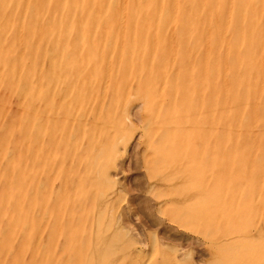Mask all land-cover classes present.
Segmentation results:
<instances>
[{"label":"rangeland","instance_id":"obj_1","mask_svg":"<svg viewBox=\"0 0 264 264\" xmlns=\"http://www.w3.org/2000/svg\"><path fill=\"white\" fill-rule=\"evenodd\" d=\"M60 2L0 5V264H264V0Z\"/></svg>","mask_w":264,"mask_h":264},{"label":"bare ground","instance_id":"obj_2","mask_svg":"<svg viewBox=\"0 0 264 264\" xmlns=\"http://www.w3.org/2000/svg\"><path fill=\"white\" fill-rule=\"evenodd\" d=\"M122 2H124V1H122ZM53 3H58V4H56V5H58V6H61L62 7V3L60 2V0H34V1H31V2H28L27 0H0V5H3V15L5 16L6 14H8L9 16H15V15H17V16H21V19H19L18 17H16L17 18V20L15 19V21L16 22H18V24H20V26H29L30 25V27L28 28L29 30H27V34H31L32 32H30L31 30H32V27L35 29V33L33 34V36H32V41L33 40H39V39H37V36H40L41 34L40 33H37L36 32V30H41L42 29V37L44 38L45 36V32L48 30V27H49V25H50V20L48 19L51 15H50V10H51V4H53ZM67 3H68V1H67ZM86 3V2H85ZM102 3V2H101ZM123 4V3H122ZM121 4V5H122ZM201 4V3H200ZM203 4V3H202ZM208 4V3H207ZM120 5V6H121ZM125 6V5H124ZM70 7H71V5H70ZM173 7V6H172ZM201 8V7H200ZM192 11H193V9H192ZM118 12V11H117ZM121 12V11H120ZM39 13L41 14V16H40V18H38V19H36L38 16H39ZM239 14H240V12H238ZM122 14V13H121ZM94 15H95V13L94 12H92V14H91V16H93L92 17V19H94ZM193 15V14H192ZM241 15H242V13H241ZM79 16V15H78ZM90 16V17H91ZM122 16V15H121ZM64 17H65V15H64ZM242 17V16H241ZM240 17V18H241ZM4 18V17H3ZM2 18V19H3ZM224 18V17H223ZM121 19V18H120ZM60 20H64V18L63 19H61V16H60ZM67 20V19H66ZM64 21V22H66V23H68V21ZM83 20V19H82ZM122 20H123V18H122ZM36 21H37V25H36ZM90 21V20H89ZM120 21V20H119ZM118 21V22H119ZM228 21V20H227ZM1 22V21H0ZM41 23H43V24H41ZM104 23V22H103ZM140 23V22H139ZM44 24H45V26H44ZM90 25H92L91 24V22L89 23ZM5 24H0V29H3V31H5V29H6V27L4 26ZM79 25V24H78ZM35 26H37V27H35ZM40 26V27H39ZM88 26V25H87ZM120 26V25H119ZM9 27V26H8ZM53 27H55V24L53 25ZM26 28V27H25ZM45 28H47V30L44 32V30L43 29H45ZM79 28V27H78ZM102 28H103V26H102ZM134 28V27H133ZM24 29V28H23ZM122 30H123V28H122ZM24 31V30H23ZM172 31V30H171ZM19 32V31H18ZM40 32V31H39ZM19 33H21V32H19ZM24 33V32H23ZM6 34V33H5ZM154 34V33H153ZM114 35V34H113ZM173 35V34H172ZM92 36V35H91ZM56 38V37H55ZM62 39V38H61ZM103 39V38H102ZM113 39V38H112ZM122 39V38H121ZM52 40V39H51ZM109 40H111V39H109ZM42 41H43V39H42ZM61 41V40H60ZM59 41V42H60ZM113 41V40H112ZM122 41V40H121ZM18 43V42H17ZM112 43V42H111ZM114 43V42H113ZM119 43H121V42H119ZM5 44V43H4ZM35 44V43H34ZM42 45V44H41ZM44 45V44H43ZM152 45H154V44H152ZM5 46V45H4ZM63 46H64V44H62V46H61V48L59 47V53H61V50L63 49ZM107 46V45H106ZM184 46V45H183ZM191 46V45H190ZM32 48H33V45L31 46ZM30 47V48H31ZM119 48V47H118ZM126 49V48H125ZM32 50H35V46H34V49H32ZM31 50V51H32ZM112 50V49H111ZM29 51H30V49H29ZM173 51V50H172ZM21 52V51H20ZM42 52V51H41ZM112 52V51H111ZM151 52V51H150ZM130 53V52H129ZM152 53V52H151ZM20 54V53H19ZM83 54H84V52H83ZM123 54H125V52H123ZM127 54V53H126ZM70 55V54H69ZM120 55V54H119ZM172 55H174V54H172ZM123 56V55H122ZM68 57V56H67ZM231 57V56H230ZM65 58V57H64ZM127 58V57H126ZM172 59V58H171ZM109 60V59H108ZM173 60V59H172ZM65 61H66V59H65ZM206 61V60H205ZM233 61H234V59H233ZM158 63V62H157ZM206 63V62H205ZM235 63V62H234ZM149 64V63H148ZM161 64H162V62H161ZM170 64H172V62L170 63ZM207 64V63H206ZM109 65V64H108ZM117 65V64H116ZM149 66V65H148ZM171 66V65H170ZM109 68V67H108ZM212 68V67H211ZM39 69V68H38ZM105 69V68H104ZM107 69V68H106ZM213 70V69H212ZM211 70V71H212ZM95 70H92L91 71V73L90 74H87L88 75V77H91V78H93V77H95V72H94ZM210 71V70H209ZM37 72H38V70H37ZM107 72V71H106ZM108 73V72H107ZM206 73V72H205ZM209 73V72H208ZM23 75H24V73H23ZM93 75V76H92ZM143 76V75H142ZM208 76H209V74H208ZM211 76V75H210ZM172 77V76H171ZM106 78V77H105ZM6 79V78H5ZM15 80H16V78H15ZM99 80V79H98ZM104 81V80H103ZM104 83H106V81H104ZM254 83V82H253ZM252 84V83H251ZM241 85H243V84H241ZM106 86V85H105ZM232 86V85H231ZM230 86V87H231ZM240 87V86H239ZM243 88H245V86H242ZM166 89V88H165ZM164 89V90H165ZM239 89H241V87L239 88ZM1 90V89H0ZM232 90V89H231ZM241 90H243V89H241ZM240 90V91H241ZM232 92H235V91H231L230 93L232 94ZM100 94V93H99ZM105 95V94H104ZM213 95V94H212ZM238 95V94H237ZM236 95V96H237ZM242 95V94H241ZM240 95V96H241ZM124 96V95H123ZM239 97V96H238ZM255 97V96H254ZM225 98H227V97H225ZM229 98V97H228ZM112 99V98H111ZM219 99V98H218ZM235 99V98H234ZM246 99V98H245ZM225 100H227V99H225ZM236 100V99H235ZM91 101V100H90ZM109 101V100H108ZM219 101V100H218ZM230 101V100H229ZM193 102V101H192ZM239 102V101H238ZM236 103H237V100H236ZM234 104V103H233ZM241 104V103H240ZM3 105V104H2ZM228 105H229V103H228ZM239 104L237 103V107H238V109H239V106H238ZM99 106V105H98ZM236 106V105H235ZM241 106V105H240ZM234 107V106H233ZM97 108H100V107H97ZM235 108V107H234ZM19 109V108H18ZM106 109V108H105ZM191 109V108H190ZM100 110V109H99ZM232 110V109H231ZM235 110H236V108H235ZM28 111V110H27ZM75 111V110H74ZM97 111V110H96ZM88 112V111H87ZM98 114H99V112H98ZM236 114V113H235ZM256 114V113H255ZM82 115V114H81ZM89 115V114H88ZM86 116H87V114H86ZM85 116V117H86ZM241 116V115H240ZM53 117V116H52ZM60 117V116H59ZM90 117V116H89ZM96 117V116H95ZM235 117V116H234ZM117 118V117H116ZM243 118V117H242ZM2 119V118H1ZM154 119H156V118H154ZM245 119V118H244ZM81 120V119H80ZM88 120V119H87ZM25 121V120H24ZM149 124V123H148ZM151 124V123H150ZM5 125V124H4ZM37 125V124H36ZM97 125V124H96ZM156 125V124H155ZM17 126V125H16ZM35 126V125H34ZM109 126V125H108ZM118 126V125H117ZM120 126V125H119ZM111 127H113V126H111ZM3 128V127H2ZM118 128V127H117ZM122 128V127H121ZM120 129V128H119ZM110 131H112V130H110ZM236 136V135H235ZM144 145V144H143ZM79 146V145H78ZM249 146V145H248ZM11 154V153H10ZM135 155V154H134ZM8 156V155H7ZM6 156V157H7ZM257 161V160H256ZM255 161V162H256ZM170 172V171H169ZM67 181V180H66ZM41 187V186H40ZM72 189V188H71ZM63 190H64V188H63ZM32 195H33V193H32ZM50 201V200H49ZM46 202V201H45ZM44 204V203H43ZM92 207V206H91ZM149 208V207H148ZM10 210V209H9ZM8 210V211H9ZM152 210V209H151ZM46 213V212H45ZM95 213V212H94ZM47 214V213H46ZM38 216H39V214H38ZM44 216H46V215H44ZM91 216V215H90ZM42 219H43V217H42ZM40 221V220H39ZM44 222V221H43ZM40 223V222H39ZM38 223V225H40ZM127 223V222H126ZM50 224V223H49ZM52 225V224H51ZM26 226V225H25ZM50 227V226H49ZM90 228V227H89ZM125 228V227H124ZM123 228V229H124ZM127 228V227H126ZM25 229V228H24ZM120 230H121V228H120ZM126 233V231L124 230L123 231V233ZM134 232V231H133ZM135 233V232H134ZM153 233V232H152ZM127 234V233H126ZM125 236V235H124ZM252 237V236H251ZM117 238V237H116ZM20 239V238H19ZM132 239V238H131ZM36 240H37V238H36ZM32 241V240H31ZM30 241V242H31ZM108 241V240H107ZM107 241H106V243H107ZM112 241V240H111ZM108 242V243H112V242ZM116 241H117V239H116ZM134 241V240H133ZM34 242H36V241H34ZM212 242V241H211ZM26 243V242H25ZM38 243H39V241H38ZM107 243V244H108ZM124 243V242H123ZM30 244V243H29ZM112 244H114V242L112 243ZM116 244V243H115ZM31 245V244H30ZM38 245H40V244H38ZM109 245V244H108ZM193 245V244H192ZM110 246V245H109ZM109 246H107V247H109ZM145 246V245H144ZM40 247V246H39ZM114 247H116V246H114ZM134 248V247H133ZM34 249H36L37 250V248H34ZM41 249V248H40ZM35 250V251H36ZM110 250H111V248H110ZM113 250H115V249H113V247H112V252H113V254L116 252V250L115 251H113ZM107 251V250H106ZM109 251V250H108ZM122 252V251H121ZM140 252V251H139ZM138 252V253H139ZM123 253H125V252H123ZM129 253V252H128ZM180 253V252H179ZM4 254V253H3ZM36 254V253H35ZM126 254V253H125ZM124 254V255H125ZM142 254V253H141ZM21 255V254H20ZM112 255V254H111ZM122 255V254H121ZM123 255V256H124ZM130 255V254H129ZM138 255V254H137ZM143 255V254H142ZM9 256V255H8ZM115 256H117V255H115ZM122 256V257H123ZM133 256V255H132ZM149 256V255H148ZM122 257H120V259L122 258ZM144 257V256H143ZM146 257V259H147V256H145ZM150 258V257H149ZM151 258H152V256H151ZM110 259V258H109ZM129 259V258H128ZM132 259V258H131ZM143 259H145V258H143ZM8 260V259H7ZM73 260H74V258H73ZM111 260H112V257H111ZM137 260V259H136ZM166 260V259H165ZM170 260V259H169ZM172 260H175V259H172ZM171 260V261H172ZM9 261H10V259H9ZM8 261V262H9ZM110 261V260H109ZM108 261V262H109ZM144 261H146V260H144ZM110 262H112V261H110ZM113 262H115V261H113ZM170 262V261H169ZM172 262H174V261H172ZM172 262H170V263H172ZM178 262V261H177ZM146 263V262H145ZM167 263H168V261H167ZM170 263H168V264H170ZM6 264H8V263H6ZM136 264H138V263H136ZM140 264V263H139ZM176 264V263H175ZM178 264V263H177Z\"/></svg>","mask_w":264,"mask_h":264}]
</instances>
